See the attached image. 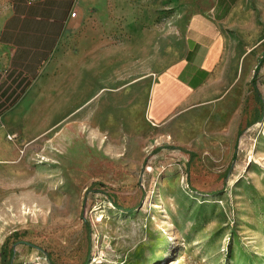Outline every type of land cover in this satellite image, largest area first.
I'll use <instances>...</instances> for the list:
<instances>
[{"label":"rangeland","instance_id":"1","mask_svg":"<svg viewBox=\"0 0 264 264\" xmlns=\"http://www.w3.org/2000/svg\"><path fill=\"white\" fill-rule=\"evenodd\" d=\"M101 1L113 21L108 32L88 38L69 72L45 70L39 79L58 91H25L0 115V151L16 150L0 154V264L4 247L18 241L54 264H153L174 233L158 264H264V63L255 86V73L243 77L225 155L202 135L156 152L166 144L148 116L151 91L187 57L198 2ZM6 5L0 0V20ZM90 25L91 33L100 28L98 19ZM261 52L264 44L251 53L261 61ZM19 255L45 264L23 248Z\"/></svg>","mask_w":264,"mask_h":264},{"label":"crops","instance_id":"2","mask_svg":"<svg viewBox=\"0 0 264 264\" xmlns=\"http://www.w3.org/2000/svg\"><path fill=\"white\" fill-rule=\"evenodd\" d=\"M197 2L199 12L188 28L187 57L158 76L148 116L156 137L166 144L163 147L181 136L191 140L202 135L205 144L212 142L225 155L236 139L238 110L242 108L238 94L243 92L244 80L253 78L260 62L251 52L256 45L264 44V0ZM102 3L7 0L0 20V83L13 70L21 78L30 79L26 93L57 92L54 82L39 79L45 70L69 72L74 60L85 55L88 38L99 40L108 32L113 21ZM93 8L98 11L91 18ZM93 19H98L100 28L91 33ZM261 53L263 59L264 52ZM44 100H37L35 107L43 108ZM32 103L26 100L22 104L29 107ZM15 151L11 148L5 152L12 156Z\"/></svg>","mask_w":264,"mask_h":264},{"label":"trees","instance_id":"3","mask_svg":"<svg viewBox=\"0 0 264 264\" xmlns=\"http://www.w3.org/2000/svg\"><path fill=\"white\" fill-rule=\"evenodd\" d=\"M264 61L261 59L259 66L255 70V77L253 79V86L256 85V79L258 77L260 68L262 67L261 64H263ZM2 78V74L0 73V81ZM30 79L27 80L26 78H21V74L17 73L16 71H8V77L7 80L3 83H0V115H2L4 112L12 108L17 102L21 99L23 94L25 93L26 89L30 86ZM257 99L259 101H262L261 94L257 91L256 92ZM264 111V110H263ZM167 150H173L176 149L175 147L171 146H165L162 147ZM161 148V149H162ZM161 149H157L156 152H159ZM181 151H184L185 153L190 154V158H195L196 154L193 152L186 151L184 149H180ZM87 229L90 232V236L93 232L91 229V225L89 221H86ZM19 248H23L28 253H36L39 254L42 257V260L45 264H54L51 255L46 253L44 250L39 248L36 245H33L32 243L26 242V241H18L15 243L14 247L8 248L7 246L4 247V250L1 253V264H28L26 261H22L21 256L19 255ZM92 254V250H91ZM89 262V259L86 261V264Z\"/></svg>","mask_w":264,"mask_h":264},{"label":"bare ground","instance_id":"4","mask_svg":"<svg viewBox=\"0 0 264 264\" xmlns=\"http://www.w3.org/2000/svg\"><path fill=\"white\" fill-rule=\"evenodd\" d=\"M176 239H177V234L176 233H174L173 235L168 236L167 241L162 245V247L160 248V251L157 253V256H155V260H154L153 264H158V262L160 260L164 259L167 256L168 248L170 247L171 242L175 241Z\"/></svg>","mask_w":264,"mask_h":264},{"label":"built area","instance_id":"5","mask_svg":"<svg viewBox=\"0 0 264 264\" xmlns=\"http://www.w3.org/2000/svg\"><path fill=\"white\" fill-rule=\"evenodd\" d=\"M72 16H73V17L76 16V13H73Z\"/></svg>","mask_w":264,"mask_h":264},{"label":"water","instance_id":"6","mask_svg":"<svg viewBox=\"0 0 264 264\" xmlns=\"http://www.w3.org/2000/svg\"><path fill=\"white\" fill-rule=\"evenodd\" d=\"M233 165H234V163L232 164V167H233ZM232 167H231V168H232Z\"/></svg>","mask_w":264,"mask_h":264}]
</instances>
